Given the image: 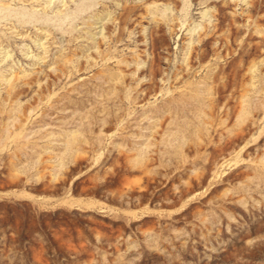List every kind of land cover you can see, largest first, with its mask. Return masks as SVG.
Listing matches in <instances>:
<instances>
[{
    "label": "rangeland",
    "instance_id": "obj_1",
    "mask_svg": "<svg viewBox=\"0 0 264 264\" xmlns=\"http://www.w3.org/2000/svg\"><path fill=\"white\" fill-rule=\"evenodd\" d=\"M0 264H264V0H0Z\"/></svg>",
    "mask_w": 264,
    "mask_h": 264
}]
</instances>
